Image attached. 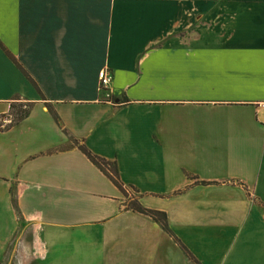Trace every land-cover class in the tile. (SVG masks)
<instances>
[{
    "label": "crops",
    "instance_id": "1",
    "mask_svg": "<svg viewBox=\"0 0 264 264\" xmlns=\"http://www.w3.org/2000/svg\"><path fill=\"white\" fill-rule=\"evenodd\" d=\"M0 41L61 122L0 48V264L21 224L37 264H192L63 129L200 264H264V0H0Z\"/></svg>",
    "mask_w": 264,
    "mask_h": 264
},
{
    "label": "trees",
    "instance_id": "2",
    "mask_svg": "<svg viewBox=\"0 0 264 264\" xmlns=\"http://www.w3.org/2000/svg\"><path fill=\"white\" fill-rule=\"evenodd\" d=\"M0 48L7 55V57L17 66V68L22 72V74L29 80V82L33 85L35 90L38 92L40 98L43 100L45 107L48 112L53 117L54 121L61 126L60 118L55 111L53 105L49 103L43 94L40 87L37 85L36 81L31 77V75L27 72V70L21 65V63L17 60V58L11 53L0 41ZM21 97L19 95H13V97L9 101V110L7 113L0 115V130L4 131L11 128L13 125L19 123L24 118L29 116L31 108L33 106L32 102L29 101H20ZM5 121H7L5 123ZM65 134L68 136V143L58 150H66L70 148H78L88 159L89 161L97 167L123 194L124 196V206L125 209L132 210L134 212L142 213L151 217L156 223L160 225V227L170 236L173 240L179 245L183 253L188 257L192 264H200L194 255L187 249V247L176 237V235L172 232L168 218L165 212L155 209H150L144 207L138 200L137 197L131 195V191L138 193V191L132 186H126L124 182L121 180L117 163L115 160H108L102 156H99L93 153L82 141L76 139L72 135H70L65 129H63ZM203 184H207L208 182L202 181ZM13 204L15 210L17 211L18 217L20 218V213L17 208L16 200L13 198Z\"/></svg>",
    "mask_w": 264,
    "mask_h": 264
},
{
    "label": "rangeland",
    "instance_id": "3",
    "mask_svg": "<svg viewBox=\"0 0 264 264\" xmlns=\"http://www.w3.org/2000/svg\"><path fill=\"white\" fill-rule=\"evenodd\" d=\"M100 88L102 89L101 86ZM103 92L105 91L103 90ZM18 232L19 233L17 234V237H15L13 243L9 246L8 252L4 257L2 264H23V260H26V261L31 260L32 262H34V264H37L38 257H39L38 248H37L39 239L36 238L37 233L33 232L32 227H27L22 224L21 226H19ZM21 232H23V237L27 241V243L24 245L21 244V240H22L21 236H20V239L18 240V236ZM14 246H18L20 248H18V252H16L13 259L10 260L11 255H12L11 251ZM22 252L23 254H25L23 257H22Z\"/></svg>",
    "mask_w": 264,
    "mask_h": 264
},
{
    "label": "built area",
    "instance_id": "4",
    "mask_svg": "<svg viewBox=\"0 0 264 264\" xmlns=\"http://www.w3.org/2000/svg\"><path fill=\"white\" fill-rule=\"evenodd\" d=\"M112 80V75L107 70H102L99 72V84L102 87V90L107 91ZM109 96V95H107Z\"/></svg>",
    "mask_w": 264,
    "mask_h": 264
}]
</instances>
